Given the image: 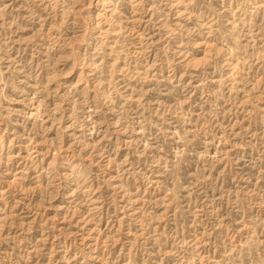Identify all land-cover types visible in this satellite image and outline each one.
Returning a JSON list of instances; mask_svg holds the SVG:
<instances>
[{
	"label": "rangeland",
	"instance_id": "1",
	"mask_svg": "<svg viewBox=\"0 0 264 264\" xmlns=\"http://www.w3.org/2000/svg\"><path fill=\"white\" fill-rule=\"evenodd\" d=\"M0 264H264V0H0Z\"/></svg>",
	"mask_w": 264,
	"mask_h": 264
}]
</instances>
